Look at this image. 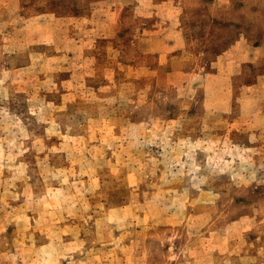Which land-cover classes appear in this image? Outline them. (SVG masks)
Instances as JSON below:
<instances>
[{
  "label": "rangeland",
  "instance_id": "obj_1",
  "mask_svg": "<svg viewBox=\"0 0 264 264\" xmlns=\"http://www.w3.org/2000/svg\"><path fill=\"white\" fill-rule=\"evenodd\" d=\"M0 264H264V0H0Z\"/></svg>",
  "mask_w": 264,
  "mask_h": 264
}]
</instances>
